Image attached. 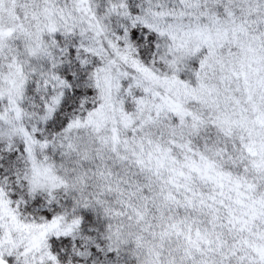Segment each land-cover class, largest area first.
Returning a JSON list of instances; mask_svg holds the SVG:
<instances>
[{"label":"snow or ice","instance_id":"snow-or-ice-1","mask_svg":"<svg viewBox=\"0 0 264 264\" xmlns=\"http://www.w3.org/2000/svg\"><path fill=\"white\" fill-rule=\"evenodd\" d=\"M0 264H264V0H0Z\"/></svg>","mask_w":264,"mask_h":264}]
</instances>
